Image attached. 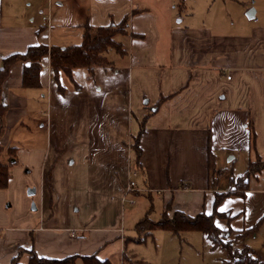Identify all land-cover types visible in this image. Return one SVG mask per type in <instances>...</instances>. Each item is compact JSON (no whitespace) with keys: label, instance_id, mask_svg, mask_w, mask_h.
<instances>
[{"label":"crops","instance_id":"obj_1","mask_svg":"<svg viewBox=\"0 0 264 264\" xmlns=\"http://www.w3.org/2000/svg\"><path fill=\"white\" fill-rule=\"evenodd\" d=\"M232 2L239 8L232 10ZM126 16L128 34L120 40L124 53L109 51L112 68H96L93 77L85 68L73 70V81L61 72V90L46 56L41 88L26 89V63L12 65L1 94L8 111L0 143L10 147L11 133L22 128L32 135L25 140L36 143L34 129L45 116L39 107L46 100L47 130L54 136L50 148L41 149L28 167L41 176L42 190L51 176L53 201L48 206L43 200L29 211L32 200L23 185L25 213L13 214L6 196L13 176L0 189V264H11L17 256L28 264L30 251L52 260L74 256L76 264H84L81 258L87 256L120 260L131 239L125 226H117L118 204L104 207L102 194L117 193L122 207L126 204L122 199L129 179L136 177L131 175L136 155L122 145L132 143L146 116L137 184L146 191L131 195L152 199L158 194L164 212L171 204L169 217L175 211L191 217L212 214L216 194L233 188L231 180L227 186L218 176L222 169L234 171L239 157L248 166L264 159V9L256 0H0V66L32 46H79L87 23L107 27ZM103 110L107 114L98 121L95 114ZM90 125L99 129L93 136L86 135ZM87 155L96 161L92 175L79 170ZM82 208L88 214L79 219ZM218 211L229 217L215 218L223 231H247L263 219L255 233L239 239L241 248L264 260V171L251 178L244 197L225 198Z\"/></svg>","mask_w":264,"mask_h":264},{"label":"trees","instance_id":"obj_2","mask_svg":"<svg viewBox=\"0 0 264 264\" xmlns=\"http://www.w3.org/2000/svg\"><path fill=\"white\" fill-rule=\"evenodd\" d=\"M129 16L118 25H110L107 27H94L87 23L84 27L83 42L79 46L72 47H48L46 45L32 46L24 54L11 55L2 60L0 66V139L5 131V115L8 107L2 102L1 94L3 85L9 76L10 69L17 62H25L23 70L22 85L26 89L41 88V70L42 60L49 56L51 67L54 72V79L58 83L59 89L62 87L59 84V75L63 72L73 81L72 73L76 68H85L93 77L96 68H112V62L107 58V53L115 50L120 54L124 53L122 43L117 40L118 36L128 34ZM147 116L140 122L139 134L134 138L133 150L136 154L135 168H140V159L142 149L140 138L145 132V123ZM254 134V133H253ZM7 156V160L4 157ZM18 163V148H6L0 143V189H6L12 176V169ZM208 166L211 175L215 173L214 157L208 146ZM264 171V159L258 157L254 161L249 162L246 172L237 179H231L232 190L230 192L217 193L213 205V213L208 215L199 213L191 217L184 212L175 211L172 216H168L171 211V204L168 203L162 218L155 222L149 216L140 220L135 231L137 235H150L157 229L169 231L174 235H179L187 232H199L203 234L211 243L212 249L222 248L227 251L228 258L225 264H264V260L255 254L249 247L245 246L241 249L233 248V243L225 239V233L215 224V218L227 217V214L218 211L219 206L225 198L235 195L244 197L249 190L251 178L257 176ZM49 189L51 186L49 185ZM52 199V198H51ZM51 201V200H50ZM52 201L50 202V206ZM263 219H261L252 229L249 234L255 233ZM247 234V235H249ZM28 264H76L77 257L71 256L60 260H52L40 258L34 251H30ZM20 256L13 259L11 264H19ZM84 264H113L110 260H99L96 256H87L81 258Z\"/></svg>","mask_w":264,"mask_h":264},{"label":"rangeland","instance_id":"obj_3","mask_svg":"<svg viewBox=\"0 0 264 264\" xmlns=\"http://www.w3.org/2000/svg\"><path fill=\"white\" fill-rule=\"evenodd\" d=\"M7 1L9 2L10 0ZM43 2L44 0H41V3ZM232 3H234L231 4L233 5L232 10H234L235 8L236 9L239 8V6H237L235 2ZM256 6L259 10L263 11L264 0H256ZM22 7L25 8V6ZM117 40L120 41L121 37L118 36ZM41 104L43 106L40 105L39 108L41 109V113L45 112V116L42 113L43 117L41 116V118L39 119V123L36 125L34 129L36 132L39 133L36 135L38 137L36 143H30L27 142V140H25L27 139L26 137H32L31 133L27 130V128L24 129L22 128L19 130L16 129L11 133L12 144L10 147H16L18 148V151L20 150L19 160L18 163L15 165L14 172L12 175L13 184L12 186H10L9 190L7 189L8 192H6V196L8 197L7 204L12 206L9 210H11L13 214L21 215L25 213L24 212L25 202H24V198L21 195L23 185H27L25 195H27V197L32 200V203L29 205L30 206L29 211L32 209L33 205L36 208H38V205L40 207L43 200L48 204V206H50V202L53 201V186H52L51 176L49 175L45 177L43 183L44 190H42L41 176L37 174L36 170L28 167L31 166V164L37 162V156H38L37 154L40 152L41 149L50 148L51 138L52 136H54L52 132L50 133V130H47L46 115L50 111L47 106L48 103L46 102V100H43ZM49 105H51V102L49 103ZM106 114L107 112L104 110L100 111V113L97 112L95 115L98 118L96 119H98V121L99 119L103 120ZM42 124H44L45 127H41ZM75 129H77V126H75ZM98 130L99 129L97 127L94 128V126L91 127L90 125L89 127H87L86 135L93 136L92 132L96 133ZM18 135L21 136L19 137L20 139L16 138V136ZM126 142L127 141H125L122 147L124 148L128 147L133 150V145L135 142L134 139L131 144H128V146ZM85 148L87 149L89 148L88 143ZM31 149H36L37 153L36 152L31 153L30 151ZM85 158H84L85 161L84 162L82 161L83 164L81 166V169L79 170L84 169L86 171H89L91 173L90 175H92V173L95 172L94 168L96 167V161H94L92 155H87ZM4 160H7V156L4 157ZM247 162H248L247 159L243 161L239 157L237 163L235 164L234 171H232V169L227 166L226 168L222 169L221 173H219L218 176L222 177L224 182L227 183V186H229L228 183L231 180L230 178L232 176L241 175L247 170L248 168ZM23 164H26L27 166L25 165L23 166ZM135 172H136V177H133V180L138 185H141L140 170L135 168ZM120 179L121 176L119 173V180ZM34 181H37L38 184L37 187L39 189L38 193ZM49 185L51 186V189H49ZM30 189H35L36 194L33 196H28V191ZM102 195H103L102 204L104 205V207H108L112 205L114 206L115 204H118L119 212L116 221L117 226H125L126 235L128 238L131 239L128 245L129 250L120 258V260H118V258L115 257L112 261L113 264H225L228 258L227 251L222 248L212 249L210 241L203 234L199 232H187L179 235H174L169 231L157 229L153 231L150 235H146V234L137 235L134 228L140 220L149 216V218L152 221L157 222L162 218L164 208H163L162 198H160L158 194L153 193L152 199H150L147 194H139V195L130 194L127 196V202L125 205H123V207L120 202L122 197H120V195H117V193L115 194L114 192H107V193H103ZM86 203H90V202H86ZM34 212L37 213V215L38 214L40 215L39 212L36 211ZM87 214L88 211L83 209L82 211H80L78 218L82 219V217H84ZM48 217L49 216H47V212H46L45 219ZM249 232H250L249 230L234 232L229 229L224 231L225 233L224 235L227 241L233 243V248L241 249L240 247L241 241L239 238L247 236ZM19 264H22L20 258H19Z\"/></svg>","mask_w":264,"mask_h":264},{"label":"built area","instance_id":"obj_4","mask_svg":"<svg viewBox=\"0 0 264 264\" xmlns=\"http://www.w3.org/2000/svg\"><path fill=\"white\" fill-rule=\"evenodd\" d=\"M43 21L48 24L50 22V16L49 15L43 16ZM227 78L230 79V77H227ZM131 175L135 176L136 172H133V174ZM136 191L140 192V191H146V190L139 189V187L137 186V183L133 179H129L127 187L125 189V194L122 199L123 204L126 203L127 196ZM72 233L73 235H76L75 231H73Z\"/></svg>","mask_w":264,"mask_h":264},{"label":"water","instance_id":"obj_5","mask_svg":"<svg viewBox=\"0 0 264 264\" xmlns=\"http://www.w3.org/2000/svg\"><path fill=\"white\" fill-rule=\"evenodd\" d=\"M253 16H254V10L252 9L251 11L248 12L247 17L253 18ZM35 194H36V190L35 189H30L28 191V195L29 196H33ZM32 208L35 209V206L33 205Z\"/></svg>","mask_w":264,"mask_h":264}]
</instances>
